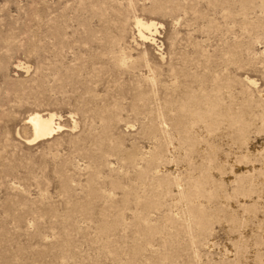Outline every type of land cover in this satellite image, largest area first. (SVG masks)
<instances>
[{
    "label": "rangeland",
    "instance_id": "obj_1",
    "mask_svg": "<svg viewBox=\"0 0 264 264\" xmlns=\"http://www.w3.org/2000/svg\"><path fill=\"white\" fill-rule=\"evenodd\" d=\"M0 264H264V0H0Z\"/></svg>",
    "mask_w": 264,
    "mask_h": 264
},
{
    "label": "bare ground",
    "instance_id": "obj_2",
    "mask_svg": "<svg viewBox=\"0 0 264 264\" xmlns=\"http://www.w3.org/2000/svg\"><path fill=\"white\" fill-rule=\"evenodd\" d=\"M137 18V17H136ZM138 36L145 41L152 40L151 36L156 33L155 23L152 21H144L136 19ZM28 120L32 126L33 136L31 140H42L51 137L59 128L54 122V115L47 114L45 116L39 113H32Z\"/></svg>",
    "mask_w": 264,
    "mask_h": 264
}]
</instances>
